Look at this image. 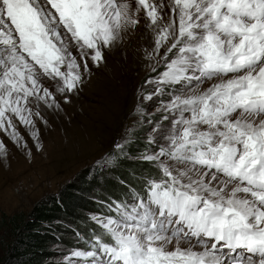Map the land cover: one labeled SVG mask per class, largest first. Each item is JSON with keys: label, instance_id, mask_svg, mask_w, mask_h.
<instances>
[{"label": "snow or ice", "instance_id": "obj_1", "mask_svg": "<svg viewBox=\"0 0 264 264\" xmlns=\"http://www.w3.org/2000/svg\"><path fill=\"white\" fill-rule=\"evenodd\" d=\"M141 10L159 59L140 99L160 120L138 105L145 149L129 128L96 163L149 169L98 201L102 231L76 232L63 264H264V0H0V131L19 143L15 118L35 139L40 105L67 101Z\"/></svg>", "mask_w": 264, "mask_h": 264}, {"label": "rangeland", "instance_id": "obj_2", "mask_svg": "<svg viewBox=\"0 0 264 264\" xmlns=\"http://www.w3.org/2000/svg\"><path fill=\"white\" fill-rule=\"evenodd\" d=\"M132 2L134 4V0ZM147 23L141 10L140 24L130 29L117 46L105 49L99 65L89 60V70L84 72L81 68L83 83L76 92L67 94V101L63 95H57L59 108L55 104L52 107L40 105L43 119L32 117L35 121L32 131L37 132L35 139L15 118L13 123L21 137L19 143L0 131V141L5 145L4 152L0 153V218L3 214L28 213L39 201L59 195L62 188L83 171H99L104 177L115 178L119 185H122L120 180H125L116 179V175L124 171V177L129 178L127 185L132 186L130 172L135 170L126 167H149L147 163L132 160H123L119 167L112 169H101L96 163L112 151L129 128L136 133V143L131 146L132 155L145 149L148 133L154 125L147 124L146 119L142 121L138 105L146 114L155 115V120H160L156 114L158 101L140 99L141 90L144 94L151 92L145 81L155 75L150 68L159 59L147 58L154 46V34L145 27ZM163 51L161 49V56ZM207 86L208 83L204 85ZM50 90L55 92L54 87ZM140 169L136 170L137 175ZM125 189L128 193V187ZM106 200L110 202L108 197ZM60 234L72 243L54 246L56 252L50 260L57 264H63L67 250L81 247L74 236L66 235V232Z\"/></svg>", "mask_w": 264, "mask_h": 264}, {"label": "trees", "instance_id": "obj_3", "mask_svg": "<svg viewBox=\"0 0 264 264\" xmlns=\"http://www.w3.org/2000/svg\"><path fill=\"white\" fill-rule=\"evenodd\" d=\"M140 167L128 165L126 169L137 172ZM148 169L147 166L145 170ZM123 172H118L116 179L129 181ZM132 173V187L139 189V182L134 180ZM126 187L99 171H83L67 183L59 195L39 201L28 213L3 214L0 218V264H57L50 260L56 252L54 246L72 243L60 233L66 232L76 240V232L87 235L90 229H95L99 233L98 226L89 220V213L106 211L98 201H107V197L119 201L127 194Z\"/></svg>", "mask_w": 264, "mask_h": 264}]
</instances>
